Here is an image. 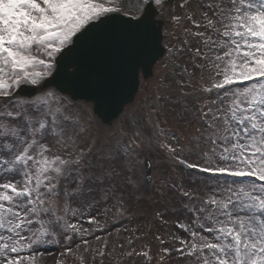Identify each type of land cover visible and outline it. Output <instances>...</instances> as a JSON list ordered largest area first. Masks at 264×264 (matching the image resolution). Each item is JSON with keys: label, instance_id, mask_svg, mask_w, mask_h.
<instances>
[{"label": "snow or ice", "instance_id": "1", "mask_svg": "<svg viewBox=\"0 0 264 264\" xmlns=\"http://www.w3.org/2000/svg\"><path fill=\"white\" fill-rule=\"evenodd\" d=\"M175 2L0 0V264L87 250L117 191L172 216L161 261L264 264V0Z\"/></svg>", "mask_w": 264, "mask_h": 264}, {"label": "rangeland", "instance_id": "2", "mask_svg": "<svg viewBox=\"0 0 264 264\" xmlns=\"http://www.w3.org/2000/svg\"><path fill=\"white\" fill-rule=\"evenodd\" d=\"M179 2L180 0H176L174 4L178 10ZM169 30L167 26L162 27V35ZM165 43L166 40L162 39V45ZM162 61L163 58L153 67V75L149 79L143 81L140 78L139 88L133 103L127 105L113 123L117 121L122 123L125 117L131 118L134 111L139 108L144 96L152 90L153 78L158 75L157 69ZM93 135H95V129L93 130ZM121 196L124 199L118 203ZM138 196V192L129 194L117 191L116 197L112 201L107 205L101 206V212L105 208L110 209L108 214L98 217L102 224L106 221L111 226L117 221L119 213L123 211V218L116 223L115 228L109 227L106 232L97 233L102 236L100 241L89 238L90 247L87 250L84 249L83 245L80 249H76L75 245H73V252L64 256L61 255L65 251L63 246L46 245L48 252L39 258V264H58V262L59 264H177L175 261H170L169 257H165L161 261V256H164L162 249L171 247V245L168 243L162 244L157 239V237H160L166 240L171 233L176 231L172 225V216L170 214L166 215L167 223H165L156 215L157 212L166 211L165 205L157 204L155 197L140 200L137 198ZM121 203L123 207H121ZM112 205H115V207ZM171 207L172 205L169 203L167 206L169 212ZM85 227H88L87 223H85ZM116 228H119L120 231L117 232ZM97 248L107 254L103 258L99 255L93 258V251ZM129 251L132 252L131 256L127 255ZM143 252H147L149 255L147 257L139 255Z\"/></svg>", "mask_w": 264, "mask_h": 264}, {"label": "water", "instance_id": "3", "mask_svg": "<svg viewBox=\"0 0 264 264\" xmlns=\"http://www.w3.org/2000/svg\"><path fill=\"white\" fill-rule=\"evenodd\" d=\"M161 41H162V40H161ZM161 51H162V52L164 51V48L162 47V45H161ZM162 57H163V56H162ZM160 58H161V57H159L158 60H159ZM158 60H157V61H158ZM157 61H156V62H157ZM156 62H154L152 65L147 66V67L144 68V69H140V70H138L137 79H136V86H135V88H133V89L130 90V98L127 99V100L125 101V103L121 106L122 109H124V107H125L126 105H128V104H130V103L133 102L134 96H135V94H136V92H137V90H138V85H139V72L142 73V75H143V79L146 80L147 78H149V77L152 76V68H153V66H154V64H155ZM81 101H83V100L81 99ZM84 102H85V101H84ZM86 103H92V102H86ZM121 113H122V112H121ZM121 113H118V114L115 115V116H113V115H111L110 113H108V114H106V117H107V118H105V117H100L98 114H94V115H95L97 118H99L100 121H101L104 125H108L109 122H113L115 119H117V117H118Z\"/></svg>", "mask_w": 264, "mask_h": 264}]
</instances>
